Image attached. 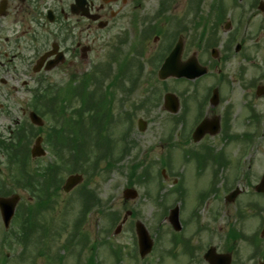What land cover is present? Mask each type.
Returning <instances> with one entry per match:
<instances>
[{"label": "flooded vegetation", "instance_id": "1", "mask_svg": "<svg viewBox=\"0 0 264 264\" xmlns=\"http://www.w3.org/2000/svg\"><path fill=\"white\" fill-rule=\"evenodd\" d=\"M189 18H196L197 26H190ZM252 22L255 33L261 30L253 42ZM156 23L168 31L155 37V45L169 40L158 56L179 31L181 60L196 59L206 70L193 81L204 80L198 92L186 93L184 115L177 118L185 128L187 171L206 174L202 194L194 191L193 209L205 204L207 194L226 209L231 205L235 219L248 222L232 238L235 248L242 242L249 251L238 264H264V94L257 92L264 86V0H0V199L21 190L30 205L42 200L31 190L40 192L45 185V160L32 159L31 148L38 138L44 148L58 142L60 124L43 92L51 75L89 77L104 41L117 35L123 44L127 34L136 41ZM192 27L198 29L193 43L200 49L190 53ZM32 112L41 126L31 123ZM201 122L206 133L195 142ZM21 161L27 163L24 171L15 169ZM20 205L21 200L16 209ZM132 238L130 252L89 251L90 264H111V258L112 264H141L134 229Z\"/></svg>", "mask_w": 264, "mask_h": 264}, {"label": "rangeland", "instance_id": "2", "mask_svg": "<svg viewBox=\"0 0 264 264\" xmlns=\"http://www.w3.org/2000/svg\"><path fill=\"white\" fill-rule=\"evenodd\" d=\"M254 28L255 22H252L248 28V32L252 34L251 42L257 40L261 33V30L255 33ZM164 31L167 32L168 30ZM128 35H125L127 40L123 45H121L122 39L119 40V44L116 42L119 39L117 35L108 41H104L103 46L98 49L99 53L95 59V67L113 63L110 57L116 48L119 49L120 58L127 56L130 62L134 56H132L133 48L129 46L131 38ZM188 36L190 38L188 40L189 52L193 53V51L199 50L200 47H196L197 45L193 43L197 34L191 30ZM143 37L144 33L141 34V43H143L145 48L142 61H139L142 66L137 69L138 81L131 84L129 77L128 80L125 79L124 83L120 82L121 88L117 84L113 85L114 89L111 91V117L108 120H104L107 126L102 129L100 121L98 123L92 122L101 138L98 141L96 140L95 144L93 142L94 147L90 146L92 141H94V133L91 131L88 138V150L91 156L84 168L92 175L85 173H82V175L84 177L83 184L88 190L94 192L100 200L101 206L90 212L80 232L81 234L86 233L91 239L89 240V245L97 244L96 250L99 252L106 250V248L100 246V242L106 237H109L110 243L114 247L121 246L125 252H130L133 248L135 249V246H133L132 233L134 228L132 225L137 219L144 224L154 240L152 254L142 260L141 264H185L188 258L183 253L182 245L172 246L177 238L188 239L189 244L193 247L192 259L188 260L189 263L187 261L186 264H205L201 257L209 246L215 247L219 253L231 251L230 253L233 254L232 264H238V262L247 258L249 251L246 244L242 242L236 248L234 247L231 231H235L239 225H246L248 223L247 220L243 222L244 224L239 223L235 219L233 207L230 205L225 210L222 203L216 204V201L212 202L211 198L213 197L211 194L205 196L207 203L205 202L199 208L193 209L194 191L196 196L202 194L206 174L196 175L192 170L187 171L186 169V159L184 160V154L182 157L183 148L180 147L184 141L185 128L179 125L170 132L173 125L176 126L177 118L184 115L183 107L186 103V93L194 94L198 92L204 80L196 83H187L186 81L174 79H168L165 82L157 81L155 73L153 75L154 69L157 70L155 68L157 64H151L150 61L158 57V54H160L158 51L162 48L165 49L169 40L161 41L159 45H155L153 42L154 36H151L148 41L143 40ZM262 43L261 55L264 58V39H262ZM128 49L129 55L127 54ZM256 57L258 55H255L254 58ZM113 68H116V64L113 65ZM133 74L135 73L133 72ZM133 74L131 77H134ZM67 80L68 77L64 73L58 72L51 75L47 84L48 86L50 84L60 86L67 94L65 89L66 85L69 84ZM107 82L102 85V89H105L104 85ZM78 83L79 81L75 85ZM167 92L179 98L180 110L175 116L166 113L162 108V98ZM105 99L106 94L94 92V94H83L79 100H74L72 104L66 102L65 106L69 107L67 110L80 106L82 125L87 127L89 117L84 113L91 106H94L99 113L108 111V108L102 110ZM138 119L146 121V128L143 132L137 128ZM68 129H71V126ZM168 135L171 136L170 142L168 141ZM176 142L179 143L176 144ZM109 143L114 145L115 155L121 151L118 149H126V153L122 154V157L118 159V164L114 165L112 170L107 167L108 159H101L99 156L105 152L103 148ZM46 151L45 161L48 163L53 158L48 150ZM161 159L169 162V164L165 165L170 169L165 171L166 178H162V180L159 177ZM138 164L142 165V169H144V165L149 168L150 179L145 183H142L143 179L139 176ZM132 170L137 172L135 176L129 179ZM61 173L62 179L60 181L63 183L69 172L65 169ZM130 181L133 182L131 187L137 191L138 197L133 201L124 203L122 191ZM193 183L195 186L200 184L197 186L198 189L195 190ZM177 184L180 185L181 192L178 195L177 193L170 194L169 190L173 189V186ZM80 186L67 194L60 191L56 198L57 206L54 205V207L48 209L51 212L44 213L40 217L39 221L41 223L44 222L43 224L48 229L47 234H49V237L45 240L43 250H41L40 245L31 247L30 252L25 254L28 257L24 261L19 259L22 255L21 246L15 245L13 241L10 242L9 246L0 242V264H57L56 257H65L61 264H75L76 259H79L80 264H83L86 254H84L85 251L80 250L77 239L74 240L71 248L60 247L72 230L68 228L67 232H58L63 224H70L77 216L79 201L74 202L73 205L68 204L76 199L77 189ZM16 192L20 196L21 205L19 206L18 216L10 225L9 229L11 230H15L22 223L25 217L24 206L26 204L30 205L27 194L21 190ZM165 195L166 197H164ZM161 200L166 201L163 202V205L158 206V202ZM176 204L179 206V219L182 225L180 233H175L166 219L169 210ZM71 206L72 208L70 209ZM127 210L134 211L135 217L128 218L122 230L114 235L113 231L118 223L111 226L106 214L114 212L118 214V217L122 218ZM70 218L73 219L71 220ZM1 229L2 227H0V239L3 237ZM105 230L107 231L106 234L103 233ZM59 233L61 234L58 235ZM42 252L47 254V257L41 255ZM79 252L83 253L84 256L81 254V256L77 257ZM113 261L111 258V264ZM124 263L123 261L121 264Z\"/></svg>", "mask_w": 264, "mask_h": 264}, {"label": "water", "instance_id": "3", "mask_svg": "<svg viewBox=\"0 0 264 264\" xmlns=\"http://www.w3.org/2000/svg\"><path fill=\"white\" fill-rule=\"evenodd\" d=\"M181 53V45H176L173 52L169 55V57L162 64L159 72L158 78L161 80H165L168 77L186 78L189 80H193L202 75L203 72L199 71L196 67V62L194 60H190L187 63H180L178 61ZM264 91V89H262ZM178 100L172 94H166L164 96V109L169 111L170 113H176L178 111ZM32 121L38 123L37 118L32 114ZM145 124L142 121H139V129L142 131L144 129ZM205 133L204 123H202L196 132L194 133V138L197 139L198 136H201ZM199 138V137H198ZM44 152L41 150L39 146H34L32 149V156H40L43 155ZM82 177L80 175H71L67 178L63 190L64 192H69L73 187L81 183ZM125 199H133L136 197V193L132 190L124 191ZM18 200L17 196H14L11 199H0V211L2 214V218L4 220L5 225L7 226L10 218L13 215L14 206ZM169 223L172 225L175 231L180 230V224L178 220V208H174L170 211L168 217ZM136 232L138 236V246L142 256H145L147 253L151 251L152 248V240L145 229V227L138 222L136 224ZM206 261L209 264H230V256L229 255H217L214 253V249H210L205 257Z\"/></svg>", "mask_w": 264, "mask_h": 264}, {"label": "trees", "instance_id": "4", "mask_svg": "<svg viewBox=\"0 0 264 264\" xmlns=\"http://www.w3.org/2000/svg\"><path fill=\"white\" fill-rule=\"evenodd\" d=\"M81 92V91H80ZM83 94H84V92H83ZM86 145V142H79L78 144H77V148L80 150L83 146H85ZM61 146L62 145H58V146H54V147H50L49 149H51V151L52 152H54L55 154H56V156H57V158H58V160L57 161H55V162H53V163H50V164H48V166H47V168H46V180H47V189H49L50 187H52V186H55V182H57V174L60 172V171H62V170H65V169H67V170H69V169H74V168H69L67 165H66V162H69V161H67V160H62L60 157H59V153H60V151H61ZM81 153V152H80ZM79 153V154H80ZM78 153H77V157H78V159H83V156L82 155H79ZM79 155V156H78ZM76 157V158H77ZM87 161V157H86V159H85V161L84 162H82V163H85ZM107 167L109 168L110 167V163H108L107 164ZM85 168H80V169H78V170H80V171H83ZM47 195H49V191L47 192ZM96 200V199H95ZM95 200L93 201V203H95ZM83 203H84V206H83V208L84 209H87V203H89V200H83ZM19 243V242H18Z\"/></svg>", "mask_w": 264, "mask_h": 264}]
</instances>
